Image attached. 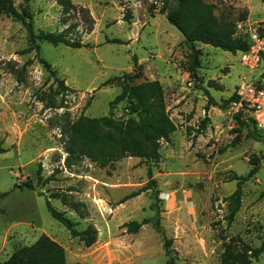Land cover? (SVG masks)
Masks as SVG:
<instances>
[{
  "label": "rangeland",
  "instance_id": "rangeland-1",
  "mask_svg": "<svg viewBox=\"0 0 264 264\" xmlns=\"http://www.w3.org/2000/svg\"><path fill=\"white\" fill-rule=\"evenodd\" d=\"M12 1L19 12L31 14L35 36L63 35L79 48L33 43L27 21L0 15V194L7 193L0 198V263L46 237L63 249L69 264H166L162 236L150 224L136 234L123 227L156 214L172 240L175 264H220L222 247L231 239L260 246L264 130L250 121H230L227 107L219 108L256 75L240 65L239 52L196 44L199 68L190 77L191 52L163 13L173 0L159 9L155 0ZM204 2L215 5L216 17L244 13L237 36L256 32L264 43V0ZM134 59L143 71L129 84L158 81L175 126L160 141L159 160L125 157L101 168L80 155L68 159L64 145L70 126L81 115L110 113ZM208 80L219 88L208 87ZM206 93L217 104L208 111ZM123 105L112 109L115 119L124 118ZM148 168L153 187L147 186ZM251 170L254 174L241 185L239 211L228 224L232 206L226 198L235 192L237 178ZM26 181L34 183L33 190L20 188ZM46 200L77 230L92 225L95 243L87 247L73 238L50 216ZM252 264H264V253Z\"/></svg>",
  "mask_w": 264,
  "mask_h": 264
},
{
  "label": "trees",
  "instance_id": "trees-1",
  "mask_svg": "<svg viewBox=\"0 0 264 264\" xmlns=\"http://www.w3.org/2000/svg\"><path fill=\"white\" fill-rule=\"evenodd\" d=\"M66 3V1L62 2ZM215 5L205 3L204 0H173L163 9L167 21L175 27L183 36L187 48L190 50V66L188 74L195 78L196 69L199 68L198 50L196 44L211 46L222 51L236 54L248 50L250 42L248 38L237 36L236 24L246 20L245 14L237 18L216 17ZM6 13L9 16L27 21V30L31 41H44L51 44H64L69 47L79 48L78 44L70 43L63 35L42 34L35 36L32 31L31 14L26 10L19 12L13 5L12 0H0V15ZM119 43V41H114ZM33 49L38 52V45ZM32 48H28L27 52ZM40 63L55 78V71L44 60ZM143 67L134 59L133 71L130 75L123 77V83L120 93L110 104V113L98 118H88L81 115L69 129V134L65 141V151L68 159L76 156H83L90 159L104 168L114 161L123 158H139L147 163H155L159 160L160 141L167 140L175 131V126L166 113L164 95L162 86L158 81H149L142 84L131 86L129 82L139 78ZM59 86L67 89L62 82ZM208 87L219 88V85L208 81ZM209 105H206L205 111L209 106L216 107L207 93ZM235 98V93L228 98L220 109H224ZM119 103L123 105L124 118L115 119L112 115V109ZM90 100L87 102L88 107ZM0 152H3L0 149ZM151 168H148L147 174L149 182L147 186H155L151 179ZM40 171H37L39 176ZM254 174L251 170L246 177L237 178V188L233 194L226 198L229 201L231 210L227 215L228 224H230L239 211L241 203V185ZM32 181H26L20 185V188L28 190L34 189ZM7 193L0 194V198ZM139 193H132L124 200L133 198ZM46 209L50 216L62 224L73 238H77L83 245L89 247L96 241L97 231L92 226H87L84 230H77L74 224L61 212L55 210L48 200L45 201ZM156 214L152 218L143 219L141 222L131 221L123 225L126 232L136 234L142 226L150 224L152 228L162 236L163 246L168 260L166 264H175V251L172 247V240L164 235V229L160 223V217ZM223 252L220 257V264H252L264 253V240L259 247L253 248L248 244L241 243L240 239H231L224 243ZM0 264H69L64 257L63 249L47 239L41 237L34 244L22 247L16 250L6 261ZM79 264V263H72Z\"/></svg>",
  "mask_w": 264,
  "mask_h": 264
},
{
  "label": "built area",
  "instance_id": "built-area-1",
  "mask_svg": "<svg viewBox=\"0 0 264 264\" xmlns=\"http://www.w3.org/2000/svg\"><path fill=\"white\" fill-rule=\"evenodd\" d=\"M164 4L165 0L154 1L158 9ZM247 38L250 45L248 50L239 52V63L256 75L234 92L235 98L227 106L226 117L230 121H250L257 129L264 130V43L256 32L249 33Z\"/></svg>",
  "mask_w": 264,
  "mask_h": 264
},
{
  "label": "crops",
  "instance_id": "crops-1",
  "mask_svg": "<svg viewBox=\"0 0 264 264\" xmlns=\"http://www.w3.org/2000/svg\"><path fill=\"white\" fill-rule=\"evenodd\" d=\"M206 46V45H205ZM208 81H210V80H208Z\"/></svg>",
  "mask_w": 264,
  "mask_h": 264
}]
</instances>
